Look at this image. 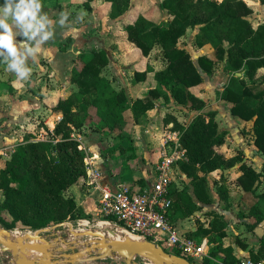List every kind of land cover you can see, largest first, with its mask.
Wrapping results in <instances>:
<instances>
[{
    "label": "trees",
    "instance_id": "obj_1",
    "mask_svg": "<svg viewBox=\"0 0 264 264\" xmlns=\"http://www.w3.org/2000/svg\"><path fill=\"white\" fill-rule=\"evenodd\" d=\"M49 0H42L46 13ZM111 2L109 18L117 19L126 14L133 0H107ZM264 4V0H260ZM4 0H0V5ZM161 9L168 17L167 22L154 23L140 15L133 23L124 27L127 39L144 56H148L155 46L162 47V55L167 61L165 69L156 72L157 86L143 98L129 101L123 89L116 90L112 82L102 75L109 65L105 50L82 52L71 71V82L78 87L66 99H62L53 111L62 119L51 132L47 129L48 140H38L36 134L28 135L12 153L6 167L0 170V190L4 199L0 201V225L12 230L26 228L34 231L56 226L68 221L87 218L83 208L65 192L72 187L84 189L87 178L85 153L81 143L73 137L75 128L83 126L95 132L110 134L122 128L125 112L132 110L136 124H142L148 111L156 107V101L174 100L188 109L203 111L206 101L191 89L204 82L201 71L191 54L179 47L189 28H199L195 37L197 47L211 45L215 58L201 56L197 64L206 74H213L218 63H223L227 82L221 88L222 100L231 104L230 112L244 122L253 123L254 146L264 155V24L256 28L248 20L252 10L240 0H164ZM1 64V63H0ZM144 73H137L136 79H145ZM241 73V76H238ZM248 76L250 82L245 77ZM216 111L200 113L188 126L181 125L175 118L167 119L166 125L174 124L179 131L187 160L178 164L179 170L191 179L190 190H175L171 185L172 206L167 218H190L200 212L203 204H212L214 199L208 186V177L218 170H228L240 165L241 175L237 185L255 199L248 212L250 231L264 221V192L257 194L258 184L264 181V164L260 173L247 162L242 151L227 157L218 148L225 143L226 131L219 129ZM221 202L239 200L242 196L229 191L226 185L218 184ZM208 228L199 224L197 231L189 237L202 242L209 237L208 256L201 264H236L240 259L233 247H225L227 222L217 212H209ZM154 242L152 239H148ZM161 245V244H160ZM259 249L241 244L255 261L264 260V236L259 239ZM164 248V246H163ZM167 251V249L165 248ZM169 252V251H167ZM170 253V252H169ZM173 254L191 260L182 252L173 249ZM221 253L223 256H221Z\"/></svg>",
    "mask_w": 264,
    "mask_h": 264
},
{
    "label": "crops",
    "instance_id": "obj_2",
    "mask_svg": "<svg viewBox=\"0 0 264 264\" xmlns=\"http://www.w3.org/2000/svg\"><path fill=\"white\" fill-rule=\"evenodd\" d=\"M51 0L48 1V3ZM155 0H133L132 6L129 9V11L124 14L123 16L117 18V19H111L109 18V12L111 10V2L106 0H94L91 5V11L87 10L86 14L83 15V19H81L80 15H77L76 17H72L69 19V13H71L72 7H70V3L67 5L68 7L64 6V9L59 10V17L58 21L60 19V13L66 12L68 13V20L64 25V30L66 33L63 37H60V43H63L65 36L71 38L69 42L66 43V49L65 51H57L54 53H47V63L48 68L51 71V84H48L47 86L39 85L40 82L29 83L30 86H28L26 83H28L31 79V75L26 80H20L18 79L13 73L6 70V65L1 63L0 64V170L4 169L6 167V163L10 160L12 153L15 151V149L24 142L25 138L30 134H35L36 128H37V121L39 119V116L47 114V116H54L55 122L54 127H56L57 123L61 121L62 115L57 114L53 111V108L58 104V102L62 99L68 98L70 95H72L74 92L78 91L77 85L73 84L71 82V71L74 67L77 60H79V55L82 52L85 53H91L94 50H105L107 53V57L109 60V65H107L106 68H104L102 75L108 78L112 82V86L116 90L123 89L126 92V96H128L129 101L132 103L134 100L143 98L149 94L150 90L155 89L157 86V81L155 79V74L158 71H161L165 69L167 66V61L164 59L162 55V47L157 45L154 47V49L150 52L148 56H144L140 49H138L134 44L128 41L126 32L124 31V27L130 23H133L140 15L144 16L147 20L152 21L154 23H161V22H167L168 17L166 16L165 12L161 9L160 3L164 0H159L157 3ZM223 0H217V2H222ZM152 3V4H151ZM263 4L259 0H253L249 3H246L247 5L254 4ZM48 6V4L46 5ZM253 9V8H252ZM56 10H47V14L50 18L53 19L54 22H58L55 13H58ZM104 17H107L105 19ZM248 20L251 22L250 18L248 17ZM258 20V19H257ZM256 20V21H257ZM255 21V22H256ZM104 23L103 32L107 30L109 32L108 37L106 35H103L99 30L92 31L93 27H99L100 23ZM252 23V22H251ZM258 26L259 24H264V21L257 22ZM254 28H256L254 26ZM92 31V32H91ZM100 32V33H98ZM199 32V28H189L187 30L186 35L179 40V47L186 49L190 54L195 62L194 64L197 65L199 70L202 73V76L204 78V82L202 84L203 87L200 88L196 92V88H199L201 85L194 87L191 89V91L196 94L198 97L204 99L206 101V97L204 92H201V89L205 88V86L208 83V77L214 75L215 71L218 70L219 64L215 68V71L213 74H206L202 71V69L199 67V64H197L199 57L201 56H207L211 59L215 58L214 55V49L211 45H205L203 47H197L195 44V37ZM113 35V36H112ZM19 40L20 38L17 37ZM186 42V44H185ZM57 44V42H55ZM43 57L45 55H42ZM41 57V56H40ZM224 66V65H223ZM148 68H152L154 71L148 72L145 79H136L137 73H144ZM64 70L67 71L65 80L62 82L63 85H57L60 80V74L62 71L64 73ZM38 71V70H36ZM70 71V77H68ZM263 70H259L260 73H262ZM224 78V82L221 83L222 86L227 82L228 75L223 71L220 73L217 71V76L211 77V78ZM27 86V87H26ZM25 88V89H24ZM33 88H35L34 91ZM31 90V91H30ZM28 91V93H26ZM222 100V98H221ZM224 101V100H223ZM226 106L228 107L229 114L231 104L229 102L224 101ZM177 104L174 100H171L170 102H165L163 98H160L156 101V107L150 111L147 112V118L151 119L152 126L153 123L156 122L158 119L165 118L167 120V107L169 105ZM178 107L186 110L188 108L183 107L179 104H177ZM45 106V107H44ZM212 111H216V120L217 124H219V129L221 131H226L225 137V143L222 145L224 147H220L219 150L220 153H223L226 155L225 151H228V127H222L219 121V117L221 116V111L215 108ZM225 116L227 117V109H226ZM129 116L131 117L132 121H134L132 110L129 109L125 112V117ZM232 116V115H231ZM175 117V116H171ZM218 117V118H217ZM233 117V116H232ZM37 120H34L36 119ZM127 118V117H126ZM182 125V118L181 117H175ZM126 120V119H125ZM135 123V121H134ZM136 124V123H135ZM166 124V123H165ZM173 122L168 123L165 125L167 128L160 134L157 135L156 140L157 146L155 148V159H154V166L150 170H146L144 172H139L137 176L142 179L141 185H137L136 183L129 182L127 180H121L119 177L115 175L116 171L113 172H107L106 167L109 163L113 164V161L111 158H104L101 159L100 151L106 150L104 146H102V143H99L100 140H98L100 135H103L104 133L95 132L92 128L88 126V129L86 130V134H82V131L80 130L78 132L73 133V137L77 139L81 143V149L84 151V153L87 154L85 156V160L88 162H91L90 167L99 168L101 175V185L102 186H117L120 184L129 185L133 189L139 191L144 188L152 186L154 184L155 179L157 177L156 172V165L159 159V149L162 145V139L163 135L167 131H174ZM140 125V124H136ZM54 127L50 126V131H54ZM136 127V126H135ZM138 127V126H137ZM54 128V129H53ZM85 130V129H84ZM151 130L147 129V133H150ZM21 135H24V139H19ZM39 140V139H38ZM153 141V137L149 138L147 140ZM93 142V143H92ZM138 145H142L137 143ZM101 147L99 150L98 147ZM104 147V148H102ZM225 148V149H224ZM223 150V151H222ZM239 151H244L243 154H245L246 162L258 173L262 170L263 164H264V155L258 152L255 148V154L256 157L252 159L251 154H248L246 150L244 149H238ZM236 155V153L231 154V156ZM229 157V155H226ZM250 159V160H249ZM255 161L257 162V165L255 164ZM86 164V163H85ZM239 165L234 166L233 168H230L228 170L223 171L225 177L227 176V173L231 172L232 176H230L231 179H229V185L227 184V181L225 180V185L228 188L229 191L233 192L234 194L241 195L243 198L248 194L246 193L241 186L237 185L236 180L241 175V171L239 170ZM87 168V167H86ZM231 171V169H236ZM178 166L175 167L173 171V182L172 185H175L176 180V171H178ZM238 172V173H237ZM214 173V172H213ZM211 173V174H213ZM216 173V172H215ZM210 174V175H211ZM234 174V175H233ZM183 179H189L185 174L182 177ZM208 180L210 181V178L208 177ZM216 180L221 181V177ZM214 180V181H216ZM231 180H234V183L231 184ZM86 178V184L84 191H80L76 187L69 188L67 190L68 193H73L74 196H71L75 200L78 206L82 207L84 210V213L87 212V205L85 204V198L86 203H89L91 200L89 197H86L88 193H91V196L95 197V201L92 200L91 207H94V211L98 209L99 206V198H100V189L92 188L88 185ZM264 182V181H262ZM215 183V182H214ZM213 183V184H214ZM222 184V181L220 182ZM192 188V187H191ZM191 194L194 197L193 189L190 191ZM258 194V193H257ZM213 195V194H212ZM249 195V194H248ZM217 205H213L216 202V197L213 195V203L212 204H203L202 210H207L209 212H217L220 214V216H223L225 221L227 222L226 226V233L227 236L224 239V246L225 247H233L234 254L241 260L244 258H249L245 256H250V253L247 252L248 250L244 249L241 244L238 241V237L240 236L242 238V241L244 244H248V239H251L252 236H256L257 239H260L264 236V221L261 222L260 225H258L254 231H250L247 227L248 223H250V219L248 218V213H246V227L248 232H245V230L241 227H239L238 223H240V220L232 214V210L235 211L237 209V206H239L244 199L239 200H231L232 203H230V198L228 202H221L219 196H217ZM4 199V194L0 190V201ZM217 206L220 207L219 210ZM250 209V208H249ZM248 209V212H249ZM198 213V212H197ZM197 213H195L194 216L190 218H178L171 220V225L175 231L176 234L181 236L189 237V233L197 231V228L199 225H197V222H195L194 217H196ZM230 214V215H229ZM229 215V216H228ZM210 219V216H209ZM210 221V220H209ZM72 221L65 222L62 226H65V224L70 225L74 224L71 223ZM208 224H205V228H208ZM66 227V226H65ZM67 230V228H65ZM53 231V230H52ZM63 234L64 232L59 230ZM54 234V233H53ZM56 238H58L57 233ZM242 234V235H241ZM191 238V237H189ZM209 237L203 238L202 242L198 243H204L206 244V252L208 254L209 249ZM244 238V239H243ZM247 238V240H245ZM63 246L64 245H59ZM221 256L223 254L221 253Z\"/></svg>",
    "mask_w": 264,
    "mask_h": 264
},
{
    "label": "rangeland",
    "instance_id": "obj_3",
    "mask_svg": "<svg viewBox=\"0 0 264 264\" xmlns=\"http://www.w3.org/2000/svg\"><path fill=\"white\" fill-rule=\"evenodd\" d=\"M93 1L94 0H51L49 3L47 2L46 4H48L49 10H56L58 12L59 10L64 9V6L68 7L67 5L70 3L69 6L72 7V9H71V13H69V19H71L72 17L74 18L77 15H80L81 16L80 18L83 19L82 14H84V13L86 14L87 10L91 11L92 8H91L90 4ZM155 1L157 3L159 0H155ZM247 6L252 10V14L249 16V18H250V20H252L251 22H252L253 27L254 26L256 27V25L258 24L257 22L264 21V4L259 3L255 6H254V4H252L250 6L247 5ZM46 13H47V11H46ZM55 14H56L55 17L58 21L59 12L55 13ZM104 18L107 19V17H104ZM54 27H55V31H56L55 38L53 40H51L50 42H48L44 46V49L40 55L41 57H39L38 64L37 65H31V67H32V73L30 74L31 79L28 83H26L28 86H30L29 83L35 84V82H40L39 85H44V86L51 84V80H52V78L50 76L51 71L47 67L48 66V63H47L48 60H47L46 55L48 52L54 53L57 51H59V52L65 51L66 43L71 40V38L66 35L63 43H60L59 38L63 37L64 34L66 33V31L64 30L63 27H60V25L58 23H54ZM93 28L94 29L92 31L99 30L103 35H106V37L110 36V35H108L109 32L107 30H105L103 32V28H104L103 22L100 23L99 27H93ZM100 32H98V33H100ZM55 42H57V44H55ZM185 44H186V42H185ZM42 55H45V56L43 57ZM76 63H77L76 66H78V68H79L80 62L76 61ZM223 68H224V66L222 64H219V66L217 68L218 70L215 71L214 75L208 77L207 85L205 86V88L201 89V92H204V94H206L205 97L207 98L206 99V106L203 109V111H197V110H192V109L184 110V109L178 107L177 104H173V105H169L167 107V109H168L167 116H170V117H167V119L171 118V116L181 117L182 118V125L188 126L190 123H192L194 118L197 115H199L201 112L207 113V112L212 111L213 109L216 108L218 110V112H219V110L221 111V116L219 117V121H220L221 126L224 128L228 127L229 135H228V142H226V144L228 143V151H225L226 155L228 154L230 157L231 154L238 152L239 151L238 149H244L247 151L248 154H251V157L253 159L256 157L255 146H254V135L252 132L253 123L244 122V121H242L236 117H232L229 114L228 107L226 106L224 101L221 100V94H220L221 93V83L224 82L223 81L224 78H222V79H220L218 77L211 78V77L217 76V71H219L221 73L223 71ZM36 70H38V71H36ZM66 72L67 71L64 70V73L62 71L60 74H58V76H60L59 77L60 80H59V83L57 85H63L64 84L62 81L65 80V77H66L65 73ZM263 73H264V70L262 71V73H260L258 71L256 77L262 75ZM68 77H70V71H69ZM245 79L247 82H250V79L248 78V76H246ZM203 85L204 84H202L199 88H196L195 89L196 92L198 90H200V88H202ZM34 90H35V88H33L32 91H34ZM26 93H28V91H26ZM226 109H227V117L225 116ZM126 117H125L126 120H125L122 128L116 129L111 134L106 131L105 134L100 135L98 137L99 138L98 140H100L99 143H102V146L107 148L106 150L100 151V156H101V159L109 157L113 161V164L109 163L108 166L106 167L107 172L116 171L113 173H115V175L117 177H119L121 180H127L129 182L136 183L137 185H141L142 179L140 177L137 178L136 175H138L139 172H144L146 170H150L153 168L154 159H155V156H154L155 155V148L157 146V143H156L157 141H155V140H156L157 135H160L167 128L165 126L166 125L165 123L167 120L162 117V119H158L156 122H154L153 123L154 125L152 126L151 119L147 118L148 116L146 115V118L142 122V124L136 125L134 123V121H132L131 117H129L127 115H126ZM34 120H37V118ZM55 120L56 119L54 116H47V114H45V115L43 114L42 116L41 115L39 116V119L37 120L39 122H37V128L35 131L37 139L48 140L47 129L50 130L49 128L51 125H52L51 127H54V123H56ZM50 121H53V124H49ZM87 129H88L87 127H83L81 129L75 128L74 132L80 133L79 131L81 130L82 134L90 135V134L86 133ZM147 129H150L151 132L147 133ZM23 136L24 135H21V137L19 139H22V138L24 139L25 136L24 137ZM152 137H153V141L148 142L147 140L149 138H152ZM137 143L142 144V145H138ZM104 147H102V148H104ZM222 147H224V146H222ZM98 149L100 150L101 147L99 146ZM220 149L221 148L219 147L218 150H220ZM85 156H87L86 153H85ZM255 164L257 165L256 161H255ZM237 165H239V164H237ZM233 170H237V168L231 169V171H233ZM223 173L224 172L222 170H218V171H216V173L214 172L213 174H211L209 176L210 181H209L208 186L211 190V193L213 195H215V197H216V202L213 205L218 204L217 203V198H218L217 196L219 194V192H218L219 185L218 184L222 181V185H225V183H223V182H225V180H226L227 184L229 185V179H231L230 176H232L231 172L227 173L228 177H225V175ZM176 174H177V176H176V180L174 183L175 184L174 185L175 190L176 189L177 190L188 189V190L192 191V188L190 186L191 185L190 180L182 178L184 173H182L181 170H178V171H176ZM220 177H221V181L216 180V178L219 179ZM214 180H216V181H214ZM232 183H234V180H231L230 185H232ZM79 190L83 191V189L82 190L79 189ZM85 190L86 189H84V191ZM262 192H264V182H260L256 188V193L260 194ZM90 194L91 193H88L86 196V197H89L91 199L89 201V203H86L87 198L84 199L85 200L84 202L87 205L86 215H88V217L83 218V219H93L95 217L94 207L90 206L91 202H93L92 200L95 201V197L91 196ZM65 195L67 197L74 196L73 193L70 194L67 191L65 192ZM241 199H244L242 201V203L239 206H237V209L235 211L232 210L231 212L233 215H235L240 220V223H238L239 227H241V229L243 228L245 230V232H248L247 227H246L247 223L245 221L247 218H246L245 214L248 213V209L252 206L255 199L250 194L249 195L247 194L245 196V198L242 197ZM217 208L219 210H221L219 206H217ZM202 209L200 210V212L197 213L196 217H194V220H195V222H197V225H199V224L205 225L210 220L209 216H208L209 211H207L205 209L202 210ZM75 227H77V226H75ZM65 228L66 227L61 226V227L54 229V231H50V232H46V233L39 231V232L27 233V234H31V235L40 234L41 236L47 238V240L48 239L49 240H55V237H56L55 233L58 230L63 231L64 232L63 237L67 238V234L65 232H68V231H66ZM13 236H14V234H13ZM68 237H69V232H68ZM139 239H141V238H139ZM245 240H247V238H245ZM238 241L240 244H244V242L242 241V238L240 236L238 237ZM247 242H248V244H244V245L254 249L255 251H258L260 245H258L259 239H257L256 236H252L251 239H248ZM163 246L170 253L173 252V248L168 247L167 245H163ZM247 252H249V251H247ZM245 257H250V256H245ZM191 260H195V259H191ZM1 261L5 264H15V259L12 256V254L9 252L0 253V262ZM4 261H6V262H4ZM141 263L145 264L143 261H141Z\"/></svg>",
    "mask_w": 264,
    "mask_h": 264
},
{
    "label": "built area",
    "instance_id": "obj_4",
    "mask_svg": "<svg viewBox=\"0 0 264 264\" xmlns=\"http://www.w3.org/2000/svg\"><path fill=\"white\" fill-rule=\"evenodd\" d=\"M240 1L249 3L253 0ZM186 155L187 151L184 148L180 132H165L159 149L155 182L152 186L139 191L125 184L114 187L102 186L100 169L90 167L91 162L85 160L88 185L100 189L101 192L99 206L93 219H79L71 222L74 224H65L66 231L123 229L138 238L152 239L154 243L161 244V246L167 245L197 262L203 261L208 256L206 244L176 234L170 219L167 218V211L172 206L170 189L173 182V171L180 162L187 160ZM99 223H105L109 225V228H101ZM54 229L56 228H48L47 231H34L26 228H15L12 232L16 236H24L27 233L39 231L46 233L54 231ZM56 233L57 236H60L62 232L58 230ZM70 239L73 240V237L70 236ZM1 262L0 264H5ZM236 264H264V260L255 261L251 258H244Z\"/></svg>",
    "mask_w": 264,
    "mask_h": 264
},
{
    "label": "water",
    "instance_id": "obj_5",
    "mask_svg": "<svg viewBox=\"0 0 264 264\" xmlns=\"http://www.w3.org/2000/svg\"><path fill=\"white\" fill-rule=\"evenodd\" d=\"M241 75L238 73V76ZM13 230L0 225V253H11L15 264H143L141 261L145 264H201L169 253L163 246L148 239L117 240L112 236L115 229L69 230V237L68 232H65L67 238L61 234L55 240H47L40 234L13 236ZM47 230L48 228L41 231ZM33 239L40 244H31ZM58 243L64 247L58 246ZM33 249L43 251L46 258L26 257L27 252Z\"/></svg>",
    "mask_w": 264,
    "mask_h": 264
},
{
    "label": "clouds",
    "instance_id": "obj_6",
    "mask_svg": "<svg viewBox=\"0 0 264 264\" xmlns=\"http://www.w3.org/2000/svg\"><path fill=\"white\" fill-rule=\"evenodd\" d=\"M68 13L54 22L43 11L42 0H4L0 5V63L18 79L26 80L44 46L56 35L54 23L64 27ZM20 37L21 39H17Z\"/></svg>",
    "mask_w": 264,
    "mask_h": 264
},
{
    "label": "bare ground",
    "instance_id": "obj_7",
    "mask_svg": "<svg viewBox=\"0 0 264 264\" xmlns=\"http://www.w3.org/2000/svg\"><path fill=\"white\" fill-rule=\"evenodd\" d=\"M49 124H53V121H50ZM99 227L109 228V225H106L105 223H99ZM112 236H113V238H115L117 240L139 239L137 236H135V235L123 230V229H117ZM30 242H31V244H35V245L40 244V242L36 239H33ZM27 253L28 254L26 255V257L27 256L32 257L33 259H43L44 260L46 258V255L41 250L33 249V250H29ZM147 264H155V263L149 262Z\"/></svg>",
    "mask_w": 264,
    "mask_h": 264
}]
</instances>
